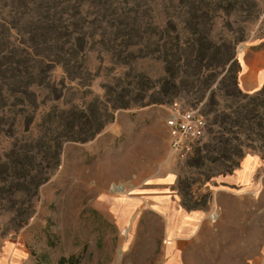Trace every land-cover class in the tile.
<instances>
[{
	"label": "rangeland",
	"instance_id": "1",
	"mask_svg": "<svg viewBox=\"0 0 264 264\" xmlns=\"http://www.w3.org/2000/svg\"><path fill=\"white\" fill-rule=\"evenodd\" d=\"M200 40L236 43L249 89L264 69V0H0V254L11 249L19 264H264V159L249 151L223 174L215 103L231 102L217 91L224 73L199 78ZM115 97L149 105L116 111L90 142L64 143L37 188L29 173L55 138L51 120ZM174 107L207 123L180 152L166 126ZM122 195L119 224L110 199Z\"/></svg>",
	"mask_w": 264,
	"mask_h": 264
},
{
	"label": "trees",
	"instance_id": "2",
	"mask_svg": "<svg viewBox=\"0 0 264 264\" xmlns=\"http://www.w3.org/2000/svg\"><path fill=\"white\" fill-rule=\"evenodd\" d=\"M234 44L236 43L212 47L205 40H200L196 56L199 64L205 61V65L199 66L197 69V74L198 72L201 74L199 78H203V76L213 77L224 73L221 82L218 83L217 91L220 94V99H228L231 102L230 107L222 106L218 102L215 103V124L218 128L216 134L219 136L217 139H219L218 142L223 145V148L229 152L227 156L228 166L223 173L224 175L237 169L239 161L248 156L246 153L249 151L264 159V83L253 92L246 93L242 90L239 82L242 67L236 59ZM222 48L227 50L223 61H219V64L213 68L206 65L213 59L214 54L217 55L218 50ZM206 72H212L213 76L204 75ZM213 101V98H211L210 102ZM147 105L149 104L147 102L143 103L142 98L125 99L124 97H115L113 101L106 105H98L94 108L83 106L80 109L73 107L72 110L62 112V115L50 122L55 138L46 141L47 156L44 160H40L31 172L29 171V178L31 180L37 178L35 186L38 188L50 177V171L43 174L39 170L40 167L45 166L49 170L56 169L59 166L61 149L64 143L84 144L90 142L113 121L116 111L127 110L132 107L143 108ZM225 109L231 110L230 113H225ZM243 134H245V138L241 140ZM25 159L30 167H32L31 162L35 163L33 157H26ZM203 160H206L205 156L201 155L200 150H197L190 166L199 168L202 166ZM209 178V176L205 177L206 180ZM192 209L195 208H189L188 210ZM57 264L78 263L74 257H63Z\"/></svg>",
	"mask_w": 264,
	"mask_h": 264
},
{
	"label": "built area",
	"instance_id": "3",
	"mask_svg": "<svg viewBox=\"0 0 264 264\" xmlns=\"http://www.w3.org/2000/svg\"><path fill=\"white\" fill-rule=\"evenodd\" d=\"M166 126L174 152L188 150L189 146L205 137L207 129L205 118L197 111L176 107L170 110Z\"/></svg>",
	"mask_w": 264,
	"mask_h": 264
},
{
	"label": "crops",
	"instance_id": "4",
	"mask_svg": "<svg viewBox=\"0 0 264 264\" xmlns=\"http://www.w3.org/2000/svg\"><path fill=\"white\" fill-rule=\"evenodd\" d=\"M241 75H242V72L240 73V76H239L240 87L246 93L253 92V91L257 90L264 83V69L260 72V74L255 79L250 80V82H249L250 88L249 89H248V79L246 82H241ZM233 179H231V177H228L226 180L228 183L229 182L233 183L234 182V181H232ZM193 214H197V213L195 212ZM12 252L13 251H11V249L5 248L4 251L2 252V254H0V264H19V263H17V260L13 259ZM15 258H18V256L15 255ZM20 261H22V260H20Z\"/></svg>",
	"mask_w": 264,
	"mask_h": 264
},
{
	"label": "bare ground",
	"instance_id": "5",
	"mask_svg": "<svg viewBox=\"0 0 264 264\" xmlns=\"http://www.w3.org/2000/svg\"><path fill=\"white\" fill-rule=\"evenodd\" d=\"M104 188H105V187H104ZM87 190L90 191L91 188H88ZM89 195H90V194H89ZM90 196H91V195H90ZM86 197H87V195H86ZM124 198H126L125 195H122L121 198H119V199H121V200H118V198H116V199H110V200H112V201H111L112 204H113L112 206H114V207L112 208V211L114 212V215L118 217L119 224H124V223H126V222L128 221V219H127V215H128V213L125 212V211L122 212L123 210L120 209V208H121L122 201H123ZM108 201H109V200H108ZM104 203H105V202H104ZM110 204H111V203H110ZM123 207H124V206H123ZM124 208H125V207H124ZM120 210H121V212H120ZM133 222H134V216L132 217V219H131V221H130L131 224H129V225H132Z\"/></svg>",
	"mask_w": 264,
	"mask_h": 264
},
{
	"label": "water",
	"instance_id": "6",
	"mask_svg": "<svg viewBox=\"0 0 264 264\" xmlns=\"http://www.w3.org/2000/svg\"><path fill=\"white\" fill-rule=\"evenodd\" d=\"M242 49H244V46H240L239 50H242Z\"/></svg>",
	"mask_w": 264,
	"mask_h": 264
}]
</instances>
